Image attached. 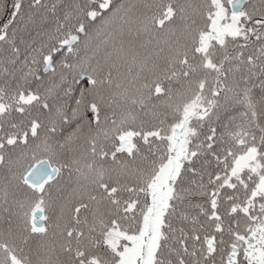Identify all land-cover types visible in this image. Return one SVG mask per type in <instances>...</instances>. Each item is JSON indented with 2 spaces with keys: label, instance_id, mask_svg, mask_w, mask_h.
Instances as JSON below:
<instances>
[{
  "label": "snow or ice",
  "instance_id": "6c2138e0",
  "mask_svg": "<svg viewBox=\"0 0 264 264\" xmlns=\"http://www.w3.org/2000/svg\"><path fill=\"white\" fill-rule=\"evenodd\" d=\"M0 21V264H264V0Z\"/></svg>",
  "mask_w": 264,
  "mask_h": 264
},
{
  "label": "trees",
  "instance_id": "16d2710c",
  "mask_svg": "<svg viewBox=\"0 0 264 264\" xmlns=\"http://www.w3.org/2000/svg\"><path fill=\"white\" fill-rule=\"evenodd\" d=\"M3 21H0V23H2ZM28 36L25 33H20L19 34V38H18V43L21 44V46H23V41L27 40Z\"/></svg>",
  "mask_w": 264,
  "mask_h": 264
}]
</instances>
